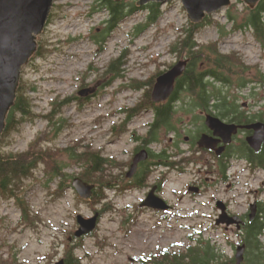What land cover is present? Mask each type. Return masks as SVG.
I'll return each instance as SVG.
<instances>
[{"label":"rangeland","instance_id":"rangeland-1","mask_svg":"<svg viewBox=\"0 0 264 264\" xmlns=\"http://www.w3.org/2000/svg\"><path fill=\"white\" fill-rule=\"evenodd\" d=\"M120 1L140 9L134 8L133 15L103 44L93 40L109 26L110 14L103 0L54 1L48 25L38 37L42 54L35 55L23 68L21 81L26 83L38 115L48 116L54 111L55 103L71 99L57 114L58 119L67 120V127L56 137L49 122L39 118L3 137L1 148L2 152H26L40 139L35 148L60 152L59 162L69 166L66 172L80 178L83 168L73 164L63 152L78 143L82 146L79 152L88 146L117 164L107 165L105 196L100 202L96 198L83 200L70 188L57 198L52 193L56 183L46 187L43 171L36 172L26 190L27 202L38 220L35 227L21 223V212L14 201L0 199V256L5 259L16 258L20 264H56L76 247L75 256L81 260L80 264H158L165 250H173L172 253L185 250L200 238L212 242L225 260L235 256L236 248L231 244L240 241V235L214 231L219 215L216 203L228 201L236 213L246 211L257 185L251 182L244 163L234 162L230 169L231 175L238 179L231 189H228L231 184L219 181V175L205 174L212 187L197 196L188 190L198 179L199 168L184 164L185 173H166L164 197L175 208L169 214L142 208L150 190L134 189L121 178L127 173L121 164L127 163L132 150L138 147L134 135L144 137L154 118L146 112L128 122L125 112L144 104L146 93L154 84L150 90L145 87L136 90L134 86H146L160 73L187 58V55L171 53V47L191 22L181 0H175L160 5L159 21L139 32L138 28L147 24L150 11L139 6L140 0ZM248 7L243 0H231L229 8L210 16L211 20L200 28L197 42L206 47L217 44L224 54H240L253 67L251 78L257 79L259 75L264 76V47L252 31L233 33L234 25L228 17L231 13L241 20ZM118 60L120 77L108 73ZM217 88L222 87L217 85ZM83 90L88 91L86 98L80 95ZM225 91L241 107L258 101L249 90ZM259 98L264 102L262 92ZM188 102L191 99L187 98ZM184 105L183 101L177 105L179 111ZM200 114L195 109L187 114L178 113L176 119L183 120L178 127L194 136L203 126L201 119L194 123ZM170 137L164 139L166 144ZM184 140L181 146L186 150L188 145ZM191 160L196 159L193 156ZM153 172L150 185L162 178L158 176L159 171ZM72 183L73 180L69 184ZM93 185L99 188V184ZM96 213L100 214L97 229L85 238L75 239L79 228L77 217L89 219Z\"/></svg>","mask_w":264,"mask_h":264},{"label":"trees","instance_id":"trees-1","mask_svg":"<svg viewBox=\"0 0 264 264\" xmlns=\"http://www.w3.org/2000/svg\"><path fill=\"white\" fill-rule=\"evenodd\" d=\"M103 2L104 8L110 14V19L107 23L109 25L108 28L93 37V40L97 44L105 43L109 35L116 30L123 21L133 15L134 8L135 10L140 9L135 5V7L126 6L123 1L119 0H103ZM159 7L160 5L156 3H151L142 7L148 9L150 14L147 24L144 27L138 28L139 32L159 21L161 17ZM228 17L229 21L234 25L233 33L239 31H252L256 40L264 47V0H261L254 9L248 7L245 17L241 20L231 13ZM210 20L211 19L208 17L199 25L190 23L187 29L183 31L182 35L179 36L171 47V53L177 54L178 56L187 55V57L191 59V66L187 68L183 76L178 80V89L172 101L157 106L152 102L150 91L146 94L144 106H152L157 114L145 143L156 140L158 135H162L165 130L166 132L164 133H169L171 119L174 113L175 115L178 113H190L193 112L194 109H202L209 113L215 111L219 116L221 115V118L239 124L251 122L249 117L239 115L238 110L241 109V106H238V100L236 98L231 100V94L227 93L225 90L228 89V92H230L231 89L241 91L248 90L250 85L254 82V79L251 78L253 67L247 65L243 57L238 53L224 54L218 48L217 44L206 47L197 42V35L200 28L204 27ZM221 31V36L224 38L226 35L222 28ZM41 54L42 47L37 52L36 57ZM119 63V60L113 62L108 73L120 77L121 70L119 68ZM261 79H264L263 75L258 76V80ZM154 83L155 79L146 86L151 87ZM217 85H220L222 88L218 89ZM143 87H145L144 84H138L134 86V89L140 90ZM27 88L26 83L20 81L16 102L8 115L6 130L0 141V199L14 201L16 207L21 212V223H23L25 227L33 228L36 226L38 220L33 216V210L27 202L26 190L28 181L34 177L36 172L42 170L46 181L45 186L50 187L56 183L57 187L52 193L55 197L59 198L64 196L68 189L72 188V185L69 183L74 180L76 176L66 172L69 166L64 162H59L60 152L44 147L35 148V145L40 142V139L26 152L15 153L1 151L4 142L3 137L8 136L12 131L25 123H33L39 118L46 119L50 127L55 130L56 137L67 127V120L58 119L57 114L61 112L62 107L70 102L71 99L65 100L59 104L55 103L54 111L50 115L41 116L34 112L35 106L32 99L29 97ZM35 90L34 88L33 91ZM187 98L191 99V102L186 103ZM181 101H183L185 105L180 111L178 108L174 110L173 103L177 105L179 102L181 103ZM212 103L215 106L212 107ZM187 104H190L189 109L187 108ZM182 121V119H177L176 122L175 129L179 139L182 140L184 135H189L195 140L197 138L195 134L192 136L188 133V130L183 132V130H181L182 128L178 127ZM196 121H199L198 117L195 118L194 123H196ZM80 144L81 143H78V146L65 149L63 154H66L73 164L83 168V172L79 175L82 180L89 184H99V188L95 190L93 198H96V200L100 202L105 196V175L109 161L99 152L93 151L88 146H86L82 152H79L82 148ZM248 149V146L244 143L243 146H240L239 152L241 151V155L249 156L250 150ZM259 156L260 158H258V160L264 165V149ZM224 174L225 173L222 171L221 175L223 176ZM142 178L143 177L137 178L135 186L138 185L140 188L143 187ZM261 231V226L258 227L255 224L248 226L246 229L244 242L248 249L246 254L247 264H264V249L260 241ZM192 239L194 240L193 237ZM76 249L75 247L68 252L65 259L66 264L81 263V260L75 256ZM250 256L252 257L250 258ZM224 260V257L215 246L200 238L195 240V243L190 245L187 249L173 253L171 257L166 253V256L159 264H226ZM0 264L20 263L16 258L5 259L4 256L1 255Z\"/></svg>","mask_w":264,"mask_h":264},{"label":"water","instance_id":"water-1","mask_svg":"<svg viewBox=\"0 0 264 264\" xmlns=\"http://www.w3.org/2000/svg\"><path fill=\"white\" fill-rule=\"evenodd\" d=\"M55 0H0V141L6 130L8 115L15 105L17 92L20 86L22 70L39 49L38 37L45 31L51 17ZM175 0H140L139 6L144 7L151 3L164 5ZM251 9L256 8L261 0H243ZM191 23L199 25L206 18L217 14L231 6V0H181ZM187 61L181 60L167 72L156 78L151 99L154 104L167 102L175 91L177 81L187 70ZM80 95L87 97L88 91L83 90ZM206 126L214 133V136L203 135L198 146L200 149L216 150L219 143L225 145L232 143L234 136L240 130H254L255 136L247 139L250 147L260 151L264 143V124L238 126L222 121L220 118L209 115ZM219 138V140L217 139ZM225 148L218 151L220 155ZM147 153L138 154L128 173L132 178L137 171L138 165L146 161ZM73 189L83 200H90L96 186L89 184L81 178H75L72 183ZM191 192H198V188H190ZM155 211L166 212L171 209L170 205L152 190L146 200L142 203ZM220 210L217 225L232 226L243 224L239 216H230L226 204L223 201L217 203ZM254 214H252V217ZM100 214L86 219L79 215L77 217L78 230L75 239H82L91 235L98 227ZM70 241L72 238L69 239ZM246 246L241 245L236 250V264L245 261ZM56 264H66L62 259Z\"/></svg>","mask_w":264,"mask_h":264},{"label":"flooded vegetation","instance_id":"flooded-vegetation-1","mask_svg":"<svg viewBox=\"0 0 264 264\" xmlns=\"http://www.w3.org/2000/svg\"><path fill=\"white\" fill-rule=\"evenodd\" d=\"M183 60L187 61V63H188L187 68H189L191 66V59H189L187 57L186 59H183ZM177 83H178V81H177ZM177 83L175 86L174 94L172 95V97L167 102H171L172 99L174 98V95L178 89ZM145 88H148L150 90V86H145ZM152 90H153V87L150 91V95L152 93ZM248 90L250 93H252V95H254V97L258 101H254V103L251 105L244 104L243 107H241V109L238 110V113H239V115H241L243 117H249V119L251 121L250 123L239 124L237 122H231V120L221 118V115L219 116L218 113H216L215 111H213V113H209V112L202 110V109H195V110L201 111V114L199 115L200 116L199 119L202 120L203 126L195 134L197 137L195 140H193V138H191V136H189V135L188 136L184 135L185 144L188 145V148L186 150L182 148L181 144L183 143V139L182 140L179 139V137L177 136V131L175 129L176 128V122H177L176 116L178 114L175 115V113H174L172 115L171 127H170V131L168 134L164 133V132H166V130H165V131H163L162 135H160V134L158 135V138L156 140H154V141L151 140L148 143H145V140L149 135L151 125L154 123V120L156 119L157 113H156L155 109L152 108V106H146L145 107L144 104L141 103L138 107L131 110L129 112L130 114L128 112H125V114L128 115V122L134 121L135 118L136 119L139 118L140 115H142L146 112L152 113L154 118H153L152 123L149 126V131L147 132V134L144 137L134 135L135 136L134 140L136 141L135 143L138 144V147L135 148L134 150H132V152L130 153L131 159L127 163L121 164V165H123V167L121 169L126 168V170H127V173L125 174V178L123 176H121V178L124 179V182L126 183L127 186H132L134 189H139V190H147V191L150 190L147 193L146 198L148 197L149 193L152 190H155L156 195L163 198L171 207V209L167 212L155 211V210H152L149 208H147V209L152 210L154 212L169 214L172 211H174L175 208L164 197L166 173H167V175L173 171H179L180 173H185V171L187 170V167L191 166V165H194L197 168H199V170H198L199 171V173H198L199 177L196 181L191 183V185L189 186V190H188L190 194L197 196L200 194H205L206 189H209L212 187V185H210V180L204 176L205 174H217V175H219L220 176L219 181L222 183H225V184L226 183L231 184V186L228 187V189H231L235 185V183H238V181H237L238 179H237V176L231 175L230 169L232 168L234 162L244 163V167L249 172V175L251 177V182L256 183V185H257V187L252 191L253 201L249 204L246 211L243 213H236V211H234L232 209L231 204L228 201L225 202L229 215L230 216H239L241 218V220L243 221V224H240L239 227L237 225H232V226L220 225V226H218L217 225V218H216L215 225H214V231L223 230L224 232L235 233L236 235H240V238H241L240 241H237L235 244H231V246L233 248H236V250L241 245L246 246V244L244 242V236L246 234V229L248 228V226H252L254 224L258 227L261 226L262 231L260 234V241H261V244H262L263 249H264V165H262L261 164L262 162L258 160V158H260L259 155L262 154V152H263L264 143L262 145L261 150L258 152L253 150L250 147L247 139L249 137L255 136L256 131H254V130H240L238 135L233 137L232 143L225 145L223 142H221L218 144L216 150L200 149L198 146V142L203 135H208L211 137L214 136V133L206 126V119H207V116H209V115L220 118L222 121H224L226 123L235 124L238 126L255 125L258 123L264 124V102H262L263 100H260L262 98H259L260 92H262L264 94V79L263 80L262 79L258 80V78L254 79V82L250 85V88ZM146 96H145V98H146ZM167 102L162 103V104H166ZM179 104H180V102L177 105H179ZM155 105L159 106L161 104H155ZM173 105H174V110H176L178 108V106L176 105V103H173ZM189 105L190 104H187V107H189ZM213 106H215V105H213V103H212V107ZM185 114H187V113H185ZM232 116H234V115H232ZM182 130L184 132L186 129L184 128ZM168 135L171 137L168 141V144H166V141L164 139H166V136H168ZM217 139L219 140V138H217ZM244 143L248 146V148H249L248 150H250L249 156L241 155L240 154L241 151L239 152L240 146H243ZM154 146L156 147V149L153 148ZM158 146H160L161 149H157ZM221 148H225V149L219 155L218 151ZM144 151L148 155L147 160L141 162L138 165L137 171L132 178H128V173L132 169L135 157ZM198 155H201V157H199V159L197 157ZM193 156H194V159H196V160H191V158ZM183 157H185V158H183ZM107 160L109 161L108 166H110V165L111 166H117V164L115 162H110L111 160H109V159H107ZM184 164H186V166L187 165L188 166L186 168H184ZM154 170L159 171L158 176L162 177V178L156 182H153L150 185V178H151L152 174L155 173V172H153ZM161 170L163 172L160 173ZM221 170L225 173L223 176L221 175V172H222ZM138 177H143L142 178V182H143L142 186L143 187H141V188L138 185L135 186L136 180ZM233 180H236V182ZM111 186L112 185H110V187ZM190 188H198L199 191L198 192H191ZM217 202H218V200H217ZM142 208H146V207H142ZM217 210L219 211V215H220V210L218 208H217ZM252 214H254L253 217H252ZM219 215H218V217H219ZM206 242H210V241H206ZM210 243L212 244V242H210ZM213 246H215V245H213ZM247 250L248 249L246 246L245 261L243 264H245V262H246ZM172 252H173V250H170V251L165 250L162 254V259L159 260V263L166 256V253L169 254V257H171L173 255ZM235 256H236V253H235ZM235 256L232 257L230 261L228 259L224 260L225 263L226 264H236L237 262H236ZM233 261H234V263H233Z\"/></svg>","mask_w":264,"mask_h":264}]
</instances>
